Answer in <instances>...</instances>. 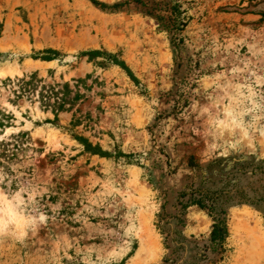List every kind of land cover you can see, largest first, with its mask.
Returning a JSON list of instances; mask_svg holds the SVG:
<instances>
[{
	"label": "rangeland",
	"instance_id": "rangeland-1",
	"mask_svg": "<svg viewBox=\"0 0 264 264\" xmlns=\"http://www.w3.org/2000/svg\"><path fill=\"white\" fill-rule=\"evenodd\" d=\"M94 1L0 0V264H264V0Z\"/></svg>",
	"mask_w": 264,
	"mask_h": 264
},
{
	"label": "trees",
	"instance_id": "trees-1",
	"mask_svg": "<svg viewBox=\"0 0 264 264\" xmlns=\"http://www.w3.org/2000/svg\"><path fill=\"white\" fill-rule=\"evenodd\" d=\"M91 2L94 4H99L100 6L104 8H107L106 5L100 4L97 1L91 0ZM170 15L171 17L172 16L175 17L173 12H171ZM171 17L170 19H172V21L170 22L171 26H169L170 27L169 30H170V33L172 34V38L175 43L176 40H178L177 35H176L178 33H176V30L180 31L181 29H180V26L175 25L176 21H174L173 18ZM183 26L184 24H181V27ZM43 53L47 54L48 56H42L39 59L41 61H46V62H50L56 59V56L59 55L57 51L51 50V49H47L46 51H43ZM86 54L90 58L97 57V56H107L108 60H111L114 65L119 66L121 69H123L133 81H136L135 77L132 75L128 67L122 61H119L115 57L111 55H107L106 53L99 52V51H90ZM35 59H38V58H35ZM7 80L10 82V79H7ZM12 83L16 87V89L14 90V96L17 99L23 98L25 94L32 93V95L34 96L35 93L38 92L37 93L38 97L39 99H41V101L44 102V104H46L45 106H50L49 105L50 98H55L56 101L54 103H56L57 108L60 111H62L65 108V105H66L65 97L70 93L68 91V85H64V87H62V91H59L58 89L59 86L57 85L56 86L55 85L54 86H44V85L42 86L41 85L40 90L37 91V87H38L37 85L40 84L41 82L37 79V75L35 74H32L31 76H28V77L20 78V79L16 78L14 81H12ZM76 96L72 100H75ZM55 120H57V116H55ZM77 139L84 145L86 150L88 152H91L93 155H100L101 157H106L108 155V153L103 152L101 149L92 147V145L87 140L81 137ZM119 156H126V155L120 154ZM185 196H186L185 194L181 195V197H185ZM184 205H185L184 207L196 206L198 209L205 212L212 219L213 223H212L211 231L209 234L210 248L212 250V253L221 249L223 247L225 240L228 237V230H227V224H226V213L224 209L218 208L216 206L215 200L211 196L205 195L202 193H195V192L194 193L192 192L189 194V198L187 199V201L184 202ZM163 262L167 263L168 259L164 260Z\"/></svg>",
	"mask_w": 264,
	"mask_h": 264
},
{
	"label": "bare ground",
	"instance_id": "bare-ground-1",
	"mask_svg": "<svg viewBox=\"0 0 264 264\" xmlns=\"http://www.w3.org/2000/svg\"><path fill=\"white\" fill-rule=\"evenodd\" d=\"M6 72V71H5ZM8 74V73H7ZM5 75V73L4 72H1L0 73V77H2V76H4ZM13 75V74H12ZM9 211V210H8Z\"/></svg>",
	"mask_w": 264,
	"mask_h": 264
},
{
	"label": "crops",
	"instance_id": "crops-1",
	"mask_svg": "<svg viewBox=\"0 0 264 264\" xmlns=\"http://www.w3.org/2000/svg\"><path fill=\"white\" fill-rule=\"evenodd\" d=\"M43 62H46V61H43Z\"/></svg>",
	"mask_w": 264,
	"mask_h": 264
}]
</instances>
